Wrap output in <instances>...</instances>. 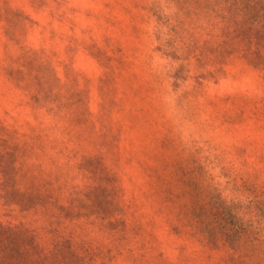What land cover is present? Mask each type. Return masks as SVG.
I'll list each match as a JSON object with an SVG mask.
<instances>
[{"label": "rangeland", "instance_id": "rangeland-1", "mask_svg": "<svg viewBox=\"0 0 264 264\" xmlns=\"http://www.w3.org/2000/svg\"><path fill=\"white\" fill-rule=\"evenodd\" d=\"M230 1L0 0V264H264V3Z\"/></svg>", "mask_w": 264, "mask_h": 264}, {"label": "trees", "instance_id": "trees-1", "mask_svg": "<svg viewBox=\"0 0 264 264\" xmlns=\"http://www.w3.org/2000/svg\"><path fill=\"white\" fill-rule=\"evenodd\" d=\"M240 2L243 3L244 8L248 7V11H253V9H256L258 7V4L264 3V0H232L230 1V4L238 7L240 5Z\"/></svg>", "mask_w": 264, "mask_h": 264}]
</instances>
